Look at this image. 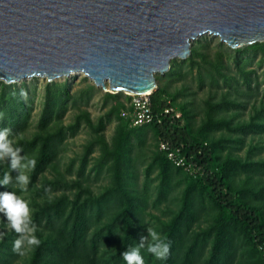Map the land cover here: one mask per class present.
Segmentation results:
<instances>
[{
	"label": "trees",
	"instance_id": "obj_1",
	"mask_svg": "<svg viewBox=\"0 0 264 264\" xmlns=\"http://www.w3.org/2000/svg\"><path fill=\"white\" fill-rule=\"evenodd\" d=\"M220 46L215 60L209 59L204 48L192 47L189 59L172 61L166 75L170 82L181 81L187 64L192 72L199 69L201 88L210 80V90L215 93L205 103V117L199 126L189 105L177 112L174 108L178 95L170 96L161 86L150 96L160 122L133 128L121 115L124 93H105L115 105L97 124L85 112L66 125L64 120L71 108L92 99L97 90L93 84L76 94L68 80L46 82L42 92H38L39 78L21 85L0 81V128L11 130L10 139L14 147L22 149V156L36 160L35 168L26 173L30 177L26 192L11 184L0 186V192L16 191L29 202L37 225L35 235L40 240L39 246L25 244L23 255L13 251L18 234L0 214V264H126L122 254L137 246L144 236L143 199L128 183L131 152L134 140L145 145L150 132L158 150L146 176L149 178L155 169L159 171V199L167 198L174 173L184 174L188 184L179 212L163 225L161 239L170 244L167 257L157 259L144 248V264H264L259 249L264 245V186L255 183V176L264 175V161L244 162L231 155L223 158V151L232 141L210 140L213 133L226 131L241 136L234 142L243 145L250 136L264 135V42L237 49ZM225 50L230 52V61L223 56ZM257 60L262 75L254 69ZM37 107L41 112L35 123ZM167 108L173 112L166 114ZM249 109L252 116L245 123L234 124V118L222 117L239 116ZM114 117L118 127L109 145L102 134ZM84 127L97 139L86 146L77 169L76 160L67 166L66 172L73 179L61 173L48 178L46 174L58 161L64 144ZM161 142L180 150L199 168L198 176L175 167L159 150ZM98 146L100 155L93 158ZM8 170L7 163L0 162V178ZM239 174L247 175L241 186L235 183ZM103 175L110 177V185L96 195L90 185L92 177L97 182ZM207 207L212 214L211 224L192 233Z\"/></svg>",
	"mask_w": 264,
	"mask_h": 264
},
{
	"label": "water",
	"instance_id": "obj_2",
	"mask_svg": "<svg viewBox=\"0 0 264 264\" xmlns=\"http://www.w3.org/2000/svg\"><path fill=\"white\" fill-rule=\"evenodd\" d=\"M204 35L231 49L264 42V0H0V81L83 75L151 95Z\"/></svg>",
	"mask_w": 264,
	"mask_h": 264
},
{
	"label": "rangeland",
	"instance_id": "obj_3",
	"mask_svg": "<svg viewBox=\"0 0 264 264\" xmlns=\"http://www.w3.org/2000/svg\"><path fill=\"white\" fill-rule=\"evenodd\" d=\"M224 44L226 47H229L226 43H223L219 37H213L211 35H204L199 39L195 40L192 43L193 48L202 47L205 50V53L208 54L210 60H215L216 56L220 53V45ZM191 47V48H192ZM230 48V47H229ZM225 60L230 61V52L225 50L223 54ZM189 59V58H188ZM187 59V60H188ZM177 59L176 61H187ZM177 62V63H178ZM254 69H257L258 74L262 75L263 70L258 69V60L255 62ZM184 78L181 81L170 82L171 80L166 77L169 73L165 75H157L158 86L166 88L170 96L178 95L176 101L175 110L179 112L181 106L188 104L192 114L196 116L197 125H201L205 117V103L211 95H214V91L210 90V80L207 79L203 88L200 87L199 81V69H195L193 72L189 70V66L186 64L183 66ZM171 70V69H170ZM38 82V92L43 91L47 79L39 78ZM85 76H73L71 78L57 80L61 83L65 81H70L73 85L74 93L80 94L88 87L90 84H93L89 79L86 82ZM73 80V82H72ZM31 81V80H30ZM23 82V83H28ZM20 83L19 85H21ZM94 85V84H93ZM95 86V85H94ZM96 87V86H95ZM97 90L94 92L92 99L87 102H82L76 107H72L71 111L68 113L67 117L64 120L66 125L72 124L77 116L81 113L88 112L91 115V118L94 124H97L99 119L105 116L112 106L115 105V101L112 99L105 98V91L96 87ZM124 97L120 99V103L125 105L122 109V113H130V102L131 99H127L129 95L124 93ZM221 94L217 95V99ZM131 97V96H130ZM41 110L39 107L36 108L34 113V122H37ZM180 114V113H177ZM252 112L249 109L246 113L242 115L236 114H227L222 117L234 118V124L245 123L250 120ZM123 117V116H122ZM118 127V120L114 117L113 121L107 125L106 131L102 136L105 138L106 142L109 145H112L114 137L116 136V131ZM241 136L233 135L229 132H216L213 133L210 137L212 141H232L228 144L227 149L223 151L222 156L226 158L228 155H231L232 158L241 159L242 161L250 162H263L264 161V135L250 136L245 139V143L240 145L234 141ZM97 136L91 133V130L88 127H84L78 136L75 138H70L63 146V152L61 153L58 161L46 174L48 178L53 179L58 176L59 173L64 174L65 177L69 180L73 179L69 174H67V166L72 163L73 160H76L75 169L79 166V159L84 154L85 148L89 143L96 141ZM158 150V144L154 139L153 134L150 132L146 140L145 145H140L136 140L133 142V148L131 152V161H130V178L128 180L129 185L133 191L143 199L142 205V227L144 229V237L148 236L147 228L151 227L161 238L163 225L169 223L174 216L179 212L182 204L183 192L188 184V180L185 175L182 173H174L171 179V188L168 192L166 199H159V187H160V176L159 171L155 169L151 176L147 178L146 172L147 168L152 165V160L155 153ZM100 155V146L96 148V152L93 155V158H97ZM128 179V178H127ZM247 179V175L239 174L235 178V183L237 186H241ZM94 176L92 177V182L90 183L92 190L96 195L101 194L111 182L110 177L103 175L99 181H93ZM259 184H257V183ZM255 183L262 187L264 186V175L255 176ZM212 219V214L207 207L205 211H202L200 217L196 224L193 227L192 233H199L202 230H205L210 224Z\"/></svg>",
	"mask_w": 264,
	"mask_h": 264
},
{
	"label": "clouds",
	"instance_id": "obj_4",
	"mask_svg": "<svg viewBox=\"0 0 264 264\" xmlns=\"http://www.w3.org/2000/svg\"><path fill=\"white\" fill-rule=\"evenodd\" d=\"M10 136V129L0 128V162L7 163L9 169L0 178V186L8 187L11 184L13 188L18 187L21 192H26L30 183V177L26 173L35 168L36 160L27 155L22 156V149L13 146ZM13 172L17 175L13 176ZM0 214L7 218V224L18 234V238L13 242V251L23 255L25 244L29 247L39 246L40 240L35 235L37 225L33 222V209L16 191L0 192ZM147 232L148 236H142L137 246L122 254L126 264H144L141 254V249L144 248L157 259L167 257L170 244L161 239L151 227L147 228Z\"/></svg>",
	"mask_w": 264,
	"mask_h": 264
},
{
	"label": "built area",
	"instance_id": "obj_5",
	"mask_svg": "<svg viewBox=\"0 0 264 264\" xmlns=\"http://www.w3.org/2000/svg\"><path fill=\"white\" fill-rule=\"evenodd\" d=\"M150 94L131 96L130 102V113L124 112L122 116L129 119L130 126L133 128L143 127L145 125H150L155 122H160V118L154 114ZM173 112L172 108H167L165 110L166 114ZM179 118L180 114H176ZM159 150L167 156V159L177 168L182 169L187 175L197 177L199 168H197L193 163L188 161V159L183 155L180 150L173 149L168 143L161 142L159 144ZM260 252L264 258V245L259 246Z\"/></svg>",
	"mask_w": 264,
	"mask_h": 264
}]
</instances>
